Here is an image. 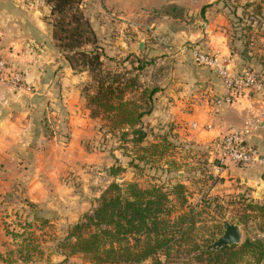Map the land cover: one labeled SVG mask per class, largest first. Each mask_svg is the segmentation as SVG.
I'll return each mask as SVG.
<instances>
[{
	"label": "crops",
	"instance_id": "0c3cea01",
	"mask_svg": "<svg viewBox=\"0 0 264 264\" xmlns=\"http://www.w3.org/2000/svg\"><path fill=\"white\" fill-rule=\"evenodd\" d=\"M83 7L98 35L114 25L120 28L111 40L114 46L102 43L107 56L134 54L152 59L153 65L146 69L158 70V77L152 80L159 89L153 95L152 110L145 117L150 126L170 127L184 141L210 147L209 157L225 132L240 127L244 118L256 113L257 99L248 96L214 110V98L222 92L221 82L214 70L195 64L187 51V47L196 46L229 54L236 69L250 67L260 72L264 80V63L256 50L244 57V52L233 45L232 26L222 0H84ZM49 15L50 7L44 0H0V54L13 66L25 70V80L31 87L30 91H15L0 84L1 254L22 242L6 231L3 213L20 208L25 216L31 214L27 221L35 219L37 213L39 221L34 222L46 229L47 225L67 228L88 210L86 184L81 182L86 177L80 170L86 160L75 167L59 157L76 143L79 153L86 156L80 145L86 139V114L47 112L54 92L52 86H46L53 85L54 78L42 76L43 71L61 65L64 69L69 67L49 57L54 51ZM124 25L130 28L123 31ZM136 28L139 33L144 32V38L133 43L131 37ZM101 35L103 41L109 42L107 34ZM140 41L142 49L138 47ZM259 50L264 52V48ZM49 121L56 126L52 128ZM250 141L264 154V127ZM263 174L258 165L242 167L230 163L222 176L225 184H234L233 189H238V185L258 189L263 183H258L257 178ZM45 245L44 256L36 254L32 261L18 264L64 260L69 264L71 256L58 252L57 243Z\"/></svg>",
	"mask_w": 264,
	"mask_h": 264
},
{
	"label": "trees",
	"instance_id": "16d2710c",
	"mask_svg": "<svg viewBox=\"0 0 264 264\" xmlns=\"http://www.w3.org/2000/svg\"><path fill=\"white\" fill-rule=\"evenodd\" d=\"M44 1L50 7L48 23L52 38L59 43L70 67L90 74L91 82L85 93L91 114L108 118L112 128L123 125V138L130 135L132 142L141 143L146 137L141 119L151 112L153 95L159 87L154 80L142 81L138 76L151 65L152 59L131 54L135 59L131 66L133 73L124 68L122 72L108 69L104 60L112 57L97 46L96 32L83 11L84 1ZM225 3L222 0V5ZM229 10L227 14L235 13L233 7ZM87 45L93 47L84 49ZM135 92L137 97L132 95ZM156 144L155 141L149 145ZM117 169L110 172L115 174ZM184 189L182 183L170 188L163 184L142 188L135 182L113 181L97 198L96 205L69 226L65 237L57 242V248L66 257L81 253L96 264H136L147 259L158 262L160 255L170 258L173 253L187 255L180 264H259L264 259V238L260 237L205 250L193 236L196 212L189 208L172 215L174 207L186 202ZM244 201L246 212L241 214L240 223L247 225L252 218L264 232V204ZM29 226L30 223L26 225ZM10 234L20 236L22 242L18 248L0 253L1 264L32 261L31 249L36 247L33 241L24 238L22 233Z\"/></svg>",
	"mask_w": 264,
	"mask_h": 264
},
{
	"label": "rangeland",
	"instance_id": "374dc122",
	"mask_svg": "<svg viewBox=\"0 0 264 264\" xmlns=\"http://www.w3.org/2000/svg\"><path fill=\"white\" fill-rule=\"evenodd\" d=\"M231 1L225 0L226 3L222 5V8L229 12L231 11L229 9L233 7L235 11L232 15L228 14L232 26V36L235 39H232L233 45L239 52L252 51L255 53L256 50L261 63H264V52L259 50L264 48V0ZM110 23L113 24V21ZM146 23L148 22L146 21ZM123 28V31H125L130 26L124 25L121 29ZM119 30L120 28L117 29L114 25L108 31L105 30L107 32L101 31L102 33L98 35L94 29L97 35V46H101L102 50L105 49L102 43L114 46L111 40L116 37V32L120 33ZM136 31L138 33L135 32L134 37H131L133 43L140 38H144V32L143 34L139 33L137 28ZM101 34H107V41L109 42L103 41L100 37ZM52 42L54 51L50 52L49 57L53 61H61L69 65L57 40ZM92 47L87 45L83 48L90 49ZM104 62L110 70H121L122 72L124 68L133 73L131 66L135 59L134 55L131 56V54H117L112 56V60L107 59ZM69 67L67 66V69H64V66L61 65L59 68L48 69L43 71L42 76L48 79L50 77L54 78L53 85L46 86L47 89L52 86L54 92V100L50 102L47 112H85L86 114V139L80 143L81 148L86 151V156L79 153V143H76L68 153L62 155L60 153L59 157L68 165H74L75 167L81 165L83 159L86 160V165L80 170H83L86 177L81 182L86 184L87 212L96 205L97 198L113 181L120 184L135 182L142 188L153 184H163L166 188H170L173 184L182 183L185 187L186 202L180 207L178 205L174 207L172 215L178 214L181 210H189V208L196 212V229L193 236L200 244L206 247L222 233V221L236 223L240 226V243L246 238H264V232L258 229V224L255 223L254 219L249 218L247 225L240 223V216L245 211L246 201L244 199L264 204L263 194L258 196L256 191L254 192L256 186L242 187L238 185V189H233V183L225 184V178L211 173L207 165L210 147H202L193 142H186L177 132H172L170 127L164 129L163 126H150L149 123L145 122V117L149 113L141 119V126L146 132V137L141 143L132 142L130 135L123 138L121 134L123 125L112 128L108 118L91 114L85 93L86 86L91 82L90 74ZM20 70L25 74L24 69ZM149 72L151 73L149 74ZM138 77L142 81L157 78L158 70L148 67V69H143ZM60 78L63 80L60 81ZM149 86H152V83H149ZM36 87L40 90L39 86ZM132 95L133 97L138 96L136 92ZM50 124L52 128L56 126L53 121ZM155 141L157 142L155 146L149 145ZM116 168H118L116 173L112 174L110 170ZM257 182L264 184V180L261 178H257ZM255 190H260V188ZM94 196L98 197L95 198ZM5 201L8 202V198ZM13 209H11L10 214L8 212L2 214L6 231L9 234L11 232L22 233L24 238L33 241V244L36 245L33 250L31 249L33 258L36 254L37 257L45 255L43 246H47L45 245L46 242L47 244L60 242L67 234L70 225L67 228L60 225L53 226V228L49 227L50 225H47L48 228L46 229L39 228L41 224L37 225L34 222L35 220L39 221L37 215H35V219L27 221L31 214L25 216L22 209L12 211ZM28 223H30V226L26 227ZM10 236L21 240L20 236H13L12 234ZM18 247L19 244H15L12 248L16 249ZM57 251L61 252L62 249L59 247ZM14 254L16 255V253ZM69 256H71L69 264H96L91 262L88 256L81 253ZM183 258H187V255L173 253L170 258L160 255L158 262L155 259H147L136 264H180ZM48 263L66 264V260L63 262L46 261L45 264ZM240 264L244 263L241 262ZM245 264H248V262ZM259 264H264V259Z\"/></svg>",
	"mask_w": 264,
	"mask_h": 264
},
{
	"label": "built area",
	"instance_id": "2783aa9c",
	"mask_svg": "<svg viewBox=\"0 0 264 264\" xmlns=\"http://www.w3.org/2000/svg\"><path fill=\"white\" fill-rule=\"evenodd\" d=\"M187 51L195 64L214 70L221 82L222 92L214 98V110L230 105L243 96L257 99L256 113L244 118L240 127L225 132L219 138L216 148L211 149L207 159L210 172L222 176L230 163L242 167L258 165L264 170V154L250 141L254 133L264 127L263 76L250 67L236 69L229 54L208 52L196 46L187 47ZM0 84L15 91L31 90L23 72L1 54Z\"/></svg>",
	"mask_w": 264,
	"mask_h": 264
},
{
	"label": "water",
	"instance_id": "95a60500",
	"mask_svg": "<svg viewBox=\"0 0 264 264\" xmlns=\"http://www.w3.org/2000/svg\"><path fill=\"white\" fill-rule=\"evenodd\" d=\"M139 49L143 48V42L140 41L138 45ZM248 52H244V57H247ZM264 180V174L260 177ZM258 196H262L264 193V184L260 187V190H256ZM222 233L215 237L213 241L206 246L205 250L219 249L224 246H229L232 244H238L241 241V228L238 224L222 221Z\"/></svg>",
	"mask_w": 264,
	"mask_h": 264
}]
</instances>
